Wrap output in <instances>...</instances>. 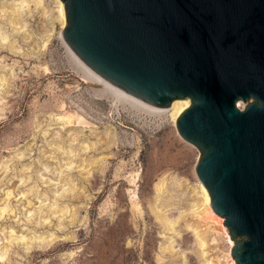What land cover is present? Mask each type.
Listing matches in <instances>:
<instances>
[{
	"label": "rangeland",
	"instance_id": "obj_1",
	"mask_svg": "<svg viewBox=\"0 0 264 264\" xmlns=\"http://www.w3.org/2000/svg\"><path fill=\"white\" fill-rule=\"evenodd\" d=\"M64 25L58 0H0V264H231L199 150L115 104Z\"/></svg>",
	"mask_w": 264,
	"mask_h": 264
},
{
	"label": "water",
	"instance_id": "obj_2",
	"mask_svg": "<svg viewBox=\"0 0 264 264\" xmlns=\"http://www.w3.org/2000/svg\"><path fill=\"white\" fill-rule=\"evenodd\" d=\"M61 1L63 38L95 73L156 107L189 99L176 129L230 254L264 264V0Z\"/></svg>",
	"mask_w": 264,
	"mask_h": 264
},
{
	"label": "bare ground",
	"instance_id": "obj_3",
	"mask_svg": "<svg viewBox=\"0 0 264 264\" xmlns=\"http://www.w3.org/2000/svg\"><path fill=\"white\" fill-rule=\"evenodd\" d=\"M58 1H59V6H60V17H61V19L63 21L64 17H65L64 5H63L61 0H58ZM61 38H62L64 44L66 45L68 51L70 52L71 57H73L76 60L77 65L81 67V69L84 71L86 76H88V78L90 80L97 81L98 83H100L101 86H103V88H107V90L108 89L110 90V94L112 93V95L114 97V100H115L114 103L115 104L120 102L121 100H124V101L127 102V104H131V106H135V108H141V110H146L147 112H152V113H156V114H164V115H166L168 117L169 121L171 122V125L174 127V131L179 136V134L177 132V129H176V119L178 118L180 113L189 106L190 101H189L188 98L174 100L171 103V105L169 107H167V108H160V107H156V106L150 105V104L140 100L139 98H136V97L132 96L131 94H129L126 91H124L123 89L115 86L114 84L108 82L107 80L102 78L100 75L95 73L70 48V46L64 40L63 34L61 35ZM199 184H200V187H201V189H200L201 193H202L201 196H203V202H202L203 209H202V211H203L204 216L207 217L206 218L207 220L214 221L215 223L223 222L224 219L213 212V210L211 208V205H210V197H209V194H208L206 188L203 186V184L201 182H199ZM223 229H224V233L226 234L227 240H228V248H227L228 253H227V255L229 256L230 255L229 252H230V249H231V247L233 245V242L228 237L227 229L226 228H223ZM230 263L231 264H235L234 259L231 256H230Z\"/></svg>",
	"mask_w": 264,
	"mask_h": 264
}]
</instances>
